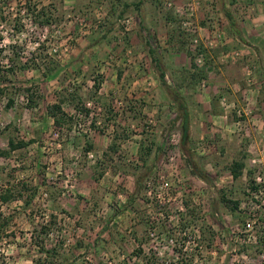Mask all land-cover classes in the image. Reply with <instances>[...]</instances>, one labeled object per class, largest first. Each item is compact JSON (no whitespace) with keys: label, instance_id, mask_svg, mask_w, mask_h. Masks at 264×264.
Returning <instances> with one entry per match:
<instances>
[{"label":"rangeland","instance_id":"rangeland-1","mask_svg":"<svg viewBox=\"0 0 264 264\" xmlns=\"http://www.w3.org/2000/svg\"><path fill=\"white\" fill-rule=\"evenodd\" d=\"M227 1L231 7L232 0ZM246 1L235 0L231 8L242 25L250 22ZM219 3L202 0L200 24L206 23L209 33L225 25ZM73 6L65 0H31L29 10L27 0H0V191L17 186L20 193L9 204L0 201V223L8 222L0 238V264H36L45 259L38 243L55 250L42 264H181V259L186 260L182 264H264V189L257 200L245 195L249 170L264 185V23L258 34L262 42L247 34L251 55L229 38L226 48L209 56L215 72L204 83L211 97L206 108L198 110L186 96L191 146L213 180L210 186L189 173L180 148L167 146L169 135L181 138L170 129L176 109H166L171 119L164 120L160 111L149 110L153 106L141 91V77H159L148 47L157 52L166 75L171 56L188 55L189 41L173 13L161 0H151L144 18L135 15L138 28L122 36L124 16L117 31L112 29L116 16L108 9ZM148 17L153 29L143 22ZM47 19L49 25L41 26ZM170 39L177 44L171 47ZM232 52L242 58L221 62ZM189 64L186 88L201 94ZM247 68L254 73L253 84L246 80ZM213 87L233 106L223 107ZM27 89H33V103ZM54 105L61 106L69 125H55ZM76 124H86L88 133L74 136ZM109 134L115 152L103 144ZM15 135L29 146L3 156ZM97 136L100 146L94 144ZM136 144L139 151L133 154ZM88 153L97 158L90 160ZM235 162L245 163L239 180L231 173ZM107 171L101 179L99 173ZM139 175L143 192L134 200ZM223 195L242 201L240 211L225 207ZM52 217L45 235L40 227Z\"/></svg>","mask_w":264,"mask_h":264},{"label":"trees","instance_id":"trees-1","mask_svg":"<svg viewBox=\"0 0 264 264\" xmlns=\"http://www.w3.org/2000/svg\"><path fill=\"white\" fill-rule=\"evenodd\" d=\"M219 1L222 6V13L224 16L225 20V25H224V31L226 32L228 38H230L233 43L242 49L248 50L249 54H252V50L250 49L251 47V41L248 40L247 38V33L245 29L242 27V23L240 21V17L238 13L231 9L235 3V0H232L231 7L228 6V1L227 0H217ZM27 4H29V10H30V5H31V0H27ZM43 17V16H42ZM176 19V18H175ZM174 19V20H175ZM177 20V19H176ZM175 20V22H176ZM50 23V19L47 20H42L40 25L41 26H47ZM201 25L206 28V23L202 22ZM183 33V32H182ZM184 36L187 37V40L189 41L190 37L183 33ZM169 44L176 45L177 43L172 42L171 39L169 40ZM226 47H223L221 49H224ZM214 51H207L203 47L200 48L199 50V55H202L205 60L206 64L203 67H197L198 65L195 62V54L188 48V56L192 59L191 60V67L193 68V73H192V81H196L198 85L201 83H204L207 81V76L209 74V64L207 63V60L209 56ZM149 53L154 57V65L156 69L158 70L159 73V81L160 85L163 88V91L167 98L169 99L170 103L172 104V107H174L177 111V117L175 120H171L170 126H171V132H180V151L182 153L184 162L186 163V167L189 171V173L194 177L205 183L206 185H212L213 180L209 173L205 170V165L202 163V158L198 157L196 152L191 146V137H190V111H189V101L188 98L185 97L179 90L178 86L173 87L168 83V79L166 77V73L164 69L161 67V60H157V52L154 50H150ZM248 54V56H249ZM247 57V56H245ZM153 61V62H154ZM157 64L158 67H157ZM262 78L264 79V70L261 71L260 73ZM48 76V75H47ZM200 83V84H199ZM96 90H99L100 87L96 86ZM204 91V90H203ZM28 93V102L33 103V89H27L26 91ZM221 97V93L219 94ZM13 105V102L9 101L7 106L11 108ZM31 106V105H30ZM50 113L52 114V117L55 120V125L60 128L61 125H69L67 123V115L62 111V108L60 105H54L53 107L50 108ZM88 114V112H87ZM71 124V123H70ZM29 146V143H26L25 141H22L21 139L16 138L15 136H12L10 139H8V147H9V152L2 153L3 156H10L14 152H18L20 150H23ZM92 150V148L88 149ZM109 151L115 152L117 151L116 148V142H113V145L109 148ZM142 158V156H141ZM245 170V163L243 162H235L233 166L231 167V173L232 177L234 180H239L243 176V172ZM103 175L99 173V177L101 178ZM248 176V183H247V192H245V195L249 198H252V200H257L256 196H262L263 194V189L264 185L262 183H258L257 177H256V172L254 170H249L247 172ZM99 178V179H100ZM140 175L138 176L136 186H135V194L136 200L143 192V187L140 179ZM24 187V185H23ZM18 192L17 186H11V187H4L2 191H0V201L1 204H9L12 201H15L17 197L15 196V193ZM19 193V192H18ZM20 196V193H19ZM221 202L225 207H227L232 213H237L240 211L242 201H234L232 199H229L228 196L223 195L221 197ZM188 208V207H187ZM188 210V209H187ZM55 218L52 217L48 221L46 225L41 226V230L45 235L47 234V231L49 228L53 225V220ZM242 224L246 228L247 223L244 219H242ZM264 221V220H263ZM49 224V225H48ZM8 226V222L0 223V238L2 235L5 234V229ZM261 241V246L264 248V237H262ZM38 246L40 247V253L44 255L45 259H41L36 262V264H42L43 260H49L52 258L53 253L55 250L53 249H48L45 243H38ZM244 252H247V249L244 250ZM141 255V254H140ZM179 255V254H178ZM182 255V254H180ZM183 258V257H182ZM180 259V258H179ZM186 261L185 259H181V264ZM147 264H156L154 261L150 260L147 261Z\"/></svg>","mask_w":264,"mask_h":264},{"label":"crops","instance_id":"crops-1","mask_svg":"<svg viewBox=\"0 0 264 264\" xmlns=\"http://www.w3.org/2000/svg\"><path fill=\"white\" fill-rule=\"evenodd\" d=\"M180 1L184 2L186 0H180ZM103 2H104V4L100 5ZM103 2L101 3V0H65V3L68 4V7H71V6L74 7L73 5L77 4V9H80L79 11H85L84 9H86V8L95 9L96 5L98 4V7L101 6L100 8H102V11H103V9H105V10L108 9L109 13L111 12V17L116 16V19H115L116 21L119 20L122 16L127 17L130 15L132 16V15H138V14H141V16L144 18L145 14H146V9L149 7L151 0H104ZM246 2L248 4L246 7V12H247V15L250 19V22L247 23V25L243 24L242 27L245 29L246 33L249 35L251 40L256 41V42H262L261 39H259L260 37H258L259 36L258 34H260L262 32L261 26H263V23H264V1L263 0H252V1L247 0ZM153 16H154V14H153ZM154 20H155V18H154ZM143 22L144 23L147 22V28L153 29L152 25L155 26V22L152 20V18L150 19V17L144 19ZM119 23H120V21H119ZM114 24H115V26L112 27V29L115 28L118 31V21H117V23H115V21H114ZM148 24H150L151 26H149ZM119 27H120V25H119ZM250 33L253 34V37L250 35ZM159 45H162V43H159ZM168 46H171V45H168ZM254 46H257V45L255 44ZM171 47H173V46H171ZM256 48H257V50H259L258 47H256ZM153 49H155V47H153ZM150 50H152L151 47L150 48L148 47V51H150ZM157 50L162 55V52L160 51V49H157ZM257 50L254 51L256 53L255 56L256 57L262 56L260 51L258 52ZM95 60L98 61L99 57L96 58ZM152 61H153V59H152ZM189 62H190V58L188 57L187 54L178 53L177 55L171 56L170 61L168 62V65H165L166 70H167L166 77L167 78L169 77L172 79L171 80L172 83H170V82H168V83L170 85H172L173 87H175L176 84L179 85V90L185 97L186 96H192L194 99L193 102L196 104V108L197 109L199 108L201 111L202 108L203 109L206 108L207 104L209 105L211 103V97L207 91H204L201 94H198L199 93L198 91L195 92L194 89L186 88V86L191 83L190 81H188V78H189L188 73H189V71H191ZM160 64H161V62H160ZM161 65L163 66V69L165 70L163 62ZM209 67H211V68L209 69L208 76H209V78H212V73L215 72V69H214L215 67H213V66H209ZM105 72H108V73L111 72V68H108ZM221 75L223 76V79L225 80V78H226L225 73L222 72ZM116 76L117 75H115L114 77H116ZM140 82L143 85V87L141 88L142 95H144L143 100L148 104V106H153L149 110L153 113H154V111H157V110L160 111L159 116H161V118H163L164 120L171 119V117L169 115L170 113H167L165 110L168 109V111H169L173 107H172V104L171 103L168 104L167 100L165 99V97H164L165 93L163 91V88L160 85V81H159L158 77H154V79H153V77L145 75V76L141 77ZM220 93H219V90H217V87H213L212 94H220ZM193 94L194 95L197 94V95L194 96ZM152 98H155L156 101H155V99L152 100ZM166 104H168V105H166ZM190 109H191V107L189 108V111H190ZM143 111H144V113H146L147 109H144ZM203 115L200 117V118H202V120L205 119V115L204 116ZM110 122L111 121L108 119V123H110ZM190 125H191V121H190ZM201 125H203V121L201 122ZM42 126L45 127V124H42ZM105 137H106V139H104L103 144L106 146V149L108 150L110 148V145L112 142L111 141L112 135L109 134L108 136L106 135ZM99 142L101 143L102 141L97 136V139L95 140L94 144L100 146ZM129 143L130 142H128L126 145H129ZM131 150H132L133 154H135V153L137 154V151H139V145L138 144L134 145V147H132ZM107 152H109V151H107ZM111 162H113V161L111 160ZM107 175H108V171L104 174V176H102L101 179H105V176L107 177ZM134 181H136V179Z\"/></svg>","mask_w":264,"mask_h":264},{"label":"built area","instance_id":"built-area-1","mask_svg":"<svg viewBox=\"0 0 264 264\" xmlns=\"http://www.w3.org/2000/svg\"><path fill=\"white\" fill-rule=\"evenodd\" d=\"M179 0H161V5L167 11H171L174 17L178 21V29L181 32L185 33L190 37L189 39V48L196 55L195 62L198 65L197 67H203L206 64V60L202 55H199V50L203 47L207 51H215L221 49L228 44V36L224 31V26L221 23L220 25H215L211 30V33L207 31L205 27L200 24V15L202 9V0H186L185 3H178ZM140 22L137 16H127L120 21V28L122 30V36H125L128 33L135 31ZM242 58L241 52H232L227 53L221 57V62L227 63L229 60L237 61ZM190 60H192L190 58ZM246 80L249 84L254 83V73L252 69H246ZM202 90L206 89L204 83L200 84ZM223 107L226 109L232 107L227 101L225 96L220 97ZM90 110L96 111V106L90 107ZM93 117V112L91 116ZM89 129L86 127V124H76L73 135H79L81 132L88 133ZM55 135H59L57 132ZM167 146L171 148V151H179L180 141L176 135H169L167 139ZM88 158L90 160H95L97 157L92 153H88ZM258 181V179H257ZM260 183V181L258 182ZM150 184V183H149ZM43 197H47V193H41Z\"/></svg>","mask_w":264,"mask_h":264}]
</instances>
